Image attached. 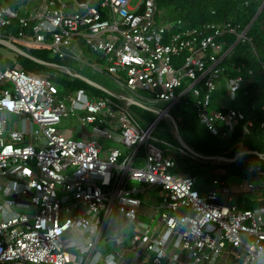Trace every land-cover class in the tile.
Instances as JSON below:
<instances>
[{
  "label": "built area",
  "instance_id": "built-area-1",
  "mask_svg": "<svg viewBox=\"0 0 264 264\" xmlns=\"http://www.w3.org/2000/svg\"><path fill=\"white\" fill-rule=\"evenodd\" d=\"M95 1H74L75 8L57 0L0 4V38L89 65L118 86L122 101L117 106L83 88L60 93L50 79L0 59V264H128L129 253L150 254L149 264H225L228 256L264 264V206L217 203L230 191L217 178L216 188L200 193L196 176L177 171L182 158L201 159L180 138L173 147L152 141L156 124L139 127L130 108L132 100L162 105L156 112L163 116L186 94L212 135L226 137L239 123L247 133L251 121L231 102L250 78L232 62L237 74L228 76L225 61L238 42L250 43V23L185 27L165 19L156 0ZM83 47L102 62H89ZM10 114L29 127L8 125ZM253 165L264 191V170ZM246 189L256 187L246 182ZM142 191L159 199L148 223L140 218ZM113 211L121 220L107 231ZM100 240L116 249L105 252Z\"/></svg>",
  "mask_w": 264,
  "mask_h": 264
},
{
  "label": "trees",
  "instance_id": "trees-1",
  "mask_svg": "<svg viewBox=\"0 0 264 264\" xmlns=\"http://www.w3.org/2000/svg\"><path fill=\"white\" fill-rule=\"evenodd\" d=\"M29 1L30 0H0V4L18 9L21 6L24 7L29 5ZM261 2L262 0H156V6L157 9L164 12L165 19H180L185 27H196L206 23L217 26L229 21L234 24H240V27L244 28L252 21ZM95 4L99 6L100 0H96ZM14 24L15 26L12 30L17 31V21H14ZM247 36L250 38V43L238 42L233 48L230 61H225L229 72L228 76L237 74V72L230 68V62H232L236 66H241V64H243L240 72L245 79L250 78L246 86L237 90L235 100L231 102L234 108L241 110L245 118L252 122L247 133L244 134L242 132V124L239 123L228 132L226 137L212 135L199 121L196 114L194 99L186 94L182 96L180 102L169 110V114L177 123L178 135L181 140L203 156L210 157L212 155H217L230 158L240 150V147L247 150L264 152V128L261 127V123L264 120V106L261 102V94L264 91V5L248 28ZM234 39V36L227 37L229 43H232ZM15 44L36 58L57 64V67L69 69L93 79L90 74L80 72L76 65L73 64L75 60L71 58H58L53 55L51 58L49 57L51 54L50 51L45 47H38L25 43L19 44L17 42H15ZM15 58V66L20 67L28 74L34 72V74L39 77L50 79L53 83L59 85L66 93L83 88L92 96H100L108 99L117 106L121 105L122 101L119 90L109 89L114 95L107 94L78 78L70 76L66 72L60 71L61 69L57 67L45 66L20 55H16ZM249 70L252 71L251 75H248ZM221 88L223 90V84ZM159 106L163 107L162 105ZM130 108L131 117L139 127L146 126L155 118V113L149 109L137 105H131ZM171 127L172 124L169 120L167 122L161 119L154 128L152 141L157 137H162L170 147L179 146L178 141L171 132ZM251 158L258 160L257 156L250 154L243 155L239 160H250ZM209 162L211 161L208 158L202 160L182 158L179 161V170L185 175H199L204 172L201 166L210 164ZM231 164L235 165L236 163ZM260 166L264 170L263 160ZM249 174L251 173L249 172ZM251 175L254 176L255 173ZM206 177L208 178L209 175H206ZM239 205L243 209L254 208L256 202H246L244 200L243 202H239Z\"/></svg>",
  "mask_w": 264,
  "mask_h": 264
},
{
  "label": "rangeland",
  "instance_id": "rangeland-1",
  "mask_svg": "<svg viewBox=\"0 0 264 264\" xmlns=\"http://www.w3.org/2000/svg\"><path fill=\"white\" fill-rule=\"evenodd\" d=\"M58 3L64 2L67 3L68 5H71L72 8L76 7L75 6V2L74 0H57ZM137 0H133L132 1V5L136 2ZM32 7V5L30 6H21L20 8H30ZM19 44H23L20 42H17ZM39 47V46H38ZM81 50L84 51L85 56L87 57V59L89 60V62H93L95 60H97L98 62H102L100 59L95 58L98 54L92 51H88V49L86 47L81 48ZM50 54V53H49ZM16 54L11 52L9 49L5 48L4 46L0 45V59L2 60L3 64L8 65V66H15V61H16ZM49 57H53L52 54L49 55ZM15 64V65H14ZM73 64L76 65L77 69L82 72V73H86V74H90V76L93 78V80L101 83L103 86H105L106 88L112 90V89H116L119 90L118 86L110 79L108 78L106 75L101 74L97 71H95L92 67H90L87 64L81 63V62H73ZM62 72H64L62 69L60 70ZM30 75L33 76H37L36 74H34V72ZM59 90L60 93H65V91L57 84L53 83ZM120 91V90H119ZM121 93V91H120ZM119 93V94H120ZM155 108L156 111H159L160 107L159 106H155L153 107ZM156 116V113H155ZM161 119H164L168 122L167 117L163 116ZM13 122H17L19 126H21V120L19 117H17L16 115H12L10 114L8 117V125L12 124ZM172 132V129H171ZM156 143L159 144L161 147H165L164 145H167V143L165 142L166 140L162 137H157L156 138ZM114 144V143H113ZM109 146H111V143L109 144ZM251 161H254L256 164L261 165V159L258 158V160H254V159H250ZM261 160V161H260ZM210 164L208 165H204L203 168L206 169V171H208V173L210 172V170L214 169L210 175L217 177L218 179L223 180L228 186L231 187H235L238 186L240 184H244L245 182L251 183L254 186H261V180L256 176V175H251L245 171H243L238 165L237 163L234 164H227L226 162H222L220 164L215 163L214 161L209 162ZM212 164H214L216 167H214ZM221 169H223V171L220 173ZM208 173H205L206 175H208ZM205 175V176H206ZM128 185H134V186H139V184L135 181H128ZM18 212L21 211H28V210H23L20 208L16 209ZM149 218H141V220L144 223H148ZM121 217L117 215V213L115 211H113V213L110 216V219L106 225V230L109 231L111 230V228L116 224L117 221H120ZM150 222V221H149ZM99 245L101 246H106L107 248L111 246L110 242L104 243L102 240H100ZM135 260V258H134ZM131 261H133L131 259Z\"/></svg>",
  "mask_w": 264,
  "mask_h": 264
},
{
  "label": "crops",
  "instance_id": "crops-1",
  "mask_svg": "<svg viewBox=\"0 0 264 264\" xmlns=\"http://www.w3.org/2000/svg\"><path fill=\"white\" fill-rule=\"evenodd\" d=\"M35 2H36V0H30L29 1L30 6L33 5V4H35ZM17 124H18L17 122H13L12 124H9V125L12 126V127H14V125H17ZM28 124H29L28 122H23L22 121L20 127L27 129L29 127ZM171 129H172L173 135L175 136L176 140L178 141V138H180V136L175 134V131H174L173 126L171 127ZM26 141L28 143H30V144H34L35 143V139L33 137H27ZM178 143H179V141H178ZM241 149H244L245 151H247V149H245L243 147H240V150L239 151H241ZM261 153H263V152H261ZM243 155H245V154H243ZM213 156H217V155H212L210 157H213ZM199 159H201V158H199ZM245 161H249L250 162V166L251 165L253 166V163H255L254 161H251V160H245ZM227 164H231V163H227ZM205 165H208V164H205ZM212 165L214 167H216L214 164H212ZM203 166H201V167L204 170V172L200 173L199 175H194V174H192V175H194V176L197 177V188H198L199 192L202 193V194H205L206 192H208V190L213 189V188H216V186L212 183V180L213 179H216L217 177L210 175V173L214 169L210 170V172L208 173V171H206V169H204ZM222 171H223V169H221L220 173ZM177 172L179 174H184L180 170H178ZM247 172L249 173L250 171H247ZM205 173H208V175H209L208 178L205 176L206 175ZM252 173H254V172H252ZM219 180L220 181H223L221 179H219ZM228 187H229V190H230L229 193L228 194H221V195H219V197L216 198V202L217 203L222 204V205H229V204L237 203L238 206L240 207L239 202H243L245 200L246 202L247 201H255L256 202V206L257 205L258 206H264V191L258 189L259 186H255L256 187L255 190H247L246 189V182H245L244 184H240V185L235 186V187H231V186H228ZM139 196L142 199V207H141V215H140V218H149L148 220H151L155 216L154 207L158 203V200H159L158 199V196H157L156 193L148 192V191H142L139 194ZM241 209H243V208H241ZM154 218H153V220H154ZM125 234L126 235L124 237V244L127 245V244H129V234H130L129 229H127L125 231ZM103 249H104L105 252L112 251L113 249H116V244L115 243H111V246L108 247V248L106 246H103ZM182 253H183V255H185L184 252H182ZM150 257H151L150 254H148V255L145 256V255H140V254H135V253H129L130 260H128V264H148L149 261H150ZM134 258H135V260H134ZM131 259L133 261H131ZM225 264H236V261L232 257L228 256L226 258V260H225Z\"/></svg>",
  "mask_w": 264,
  "mask_h": 264
},
{
  "label": "water",
  "instance_id": "water-1",
  "mask_svg": "<svg viewBox=\"0 0 264 264\" xmlns=\"http://www.w3.org/2000/svg\"><path fill=\"white\" fill-rule=\"evenodd\" d=\"M74 1H76V2H84L85 0H74ZM263 5H264V0H262L260 7L258 8L255 16L253 17V19H252V21L250 22L249 25L252 24V22L254 21V19L258 15V13L260 12V10L263 7ZM0 45L1 46H4L7 49H9L11 52L15 53L16 55L23 56V57L28 58V59L36 62V63L42 64V65H45V66H49V67H57L58 66L57 64H54V63H50V62L41 60L39 58H36V57L30 55L29 53H27L25 50H23L22 48H20L18 45H16L14 42H12L9 39L0 38ZM57 68L62 69L64 72H66L70 76L75 77V78H78V79L84 81L88 85H90V86H92V87H94V88H96L98 90H101V91H103V92H105L107 94L114 95V93L112 91H110L108 88H106L102 84L98 83L97 81H95V80H93V79H91V78H89V77H87V76H85V75H83L81 73L73 72V71H71L69 69H63L61 67H57ZM132 105H137V106H140V107L149 109L152 112L156 113V116L153 119V123L154 124H157V122L162 117V115L161 114H158L154 108H151L149 106H146V105L138 102L137 100H132ZM163 116H165V117H167V119H169V121L171 122V124H172V126L174 128L175 134L178 135V128H177V123H176L175 119L169 113L163 114ZM180 143L183 146V148H185L188 152H190L194 156H196L198 158H201V159H205V158L206 159L207 158L209 159L210 158V157H207V156H203V155L199 154L198 152H196L195 150H193L188 144H186L185 142H183L181 140V138H180ZM243 154L255 155V156H257L260 159H263L264 158L263 157V154L261 152L256 151V150H247L245 152L238 151L233 157H230V158L220 157V158H222L226 163H237V165L243 171H245V172L250 171L252 173L253 170H250L249 169L250 168V162L249 161H245V160H239V158ZM253 168H254V165H253Z\"/></svg>",
  "mask_w": 264,
  "mask_h": 264
}]
</instances>
